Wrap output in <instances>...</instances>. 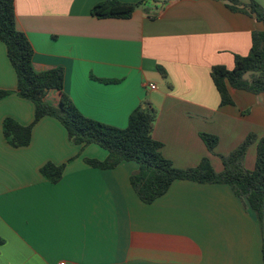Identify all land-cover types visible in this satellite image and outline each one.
<instances>
[{
  "label": "crops",
  "instance_id": "obj_1",
  "mask_svg": "<svg viewBox=\"0 0 264 264\" xmlns=\"http://www.w3.org/2000/svg\"><path fill=\"white\" fill-rule=\"evenodd\" d=\"M101 1L14 0L33 68H62L63 91L81 114L124 128L148 101L156 110L152 137L179 168L206 156L219 172L220 155L250 132L264 136V93L230 88L233 104L221 105L210 77L214 65L232 68L235 54L248 53L251 32L263 28L231 9L249 0H146L127 19H98L90 10ZM255 1L264 11V0ZM0 89L10 91L0 99V264H264L257 219L226 184L175 180L143 203L129 182L135 162L87 164L85 158L103 160L107 152L72 143L51 116L33 125L28 145L10 146L3 119L28 125L34 105L15 92L1 42ZM58 97L50 91L46 101L55 105ZM200 133L218 138L213 152ZM255 146L245 154L247 169ZM47 162L64 164L56 183L40 173Z\"/></svg>",
  "mask_w": 264,
  "mask_h": 264
},
{
  "label": "trees",
  "instance_id": "obj_2",
  "mask_svg": "<svg viewBox=\"0 0 264 264\" xmlns=\"http://www.w3.org/2000/svg\"><path fill=\"white\" fill-rule=\"evenodd\" d=\"M104 0L94 4L90 14L98 19L129 18L133 10L143 4ZM237 4V0H229ZM233 10L253 15L263 28L251 32L250 47L246 55H234L232 68L214 65L210 77L218 92L221 105L233 104L229 89L245 90L254 94L264 93V13L255 1ZM152 17V16H151ZM0 42L4 44L7 58L16 74L15 92L34 105L33 121L28 125L17 123L10 117L2 122V133L12 147H23L31 140L33 125L44 116L56 118L65 128L68 139L81 147L94 144L107 152L105 159L85 158V162L100 169H112L121 162L133 161L137 169L130 174V185L137 197L146 204L152 203L167 192L175 180L195 183H221L243 199L255 215L262 232L264 199V136L250 132L229 154L220 155L223 169L215 171L208 157H202L194 167L179 168L163 156L162 143L152 137L156 110L148 101L136 107L128 116L124 128L110 126L81 114L63 91V69L60 67L36 71L32 65L33 48L27 36L17 29L14 0H0ZM164 76V71L158 67ZM50 91L59 94L57 104L46 101ZM10 93L0 89V99ZM209 152H213L218 138L200 133ZM255 146V163L252 169L244 166L248 147ZM64 164L45 163L40 173L51 183L62 176ZM3 239L0 237V245ZM264 261V238L262 247Z\"/></svg>",
  "mask_w": 264,
  "mask_h": 264
},
{
  "label": "water",
  "instance_id": "obj_3",
  "mask_svg": "<svg viewBox=\"0 0 264 264\" xmlns=\"http://www.w3.org/2000/svg\"><path fill=\"white\" fill-rule=\"evenodd\" d=\"M262 212H263L262 232H263V238H264V199H263V204H262Z\"/></svg>",
  "mask_w": 264,
  "mask_h": 264
},
{
  "label": "built area",
  "instance_id": "obj_4",
  "mask_svg": "<svg viewBox=\"0 0 264 264\" xmlns=\"http://www.w3.org/2000/svg\"><path fill=\"white\" fill-rule=\"evenodd\" d=\"M149 87H150V88H154V85L150 83V84H149ZM58 264H64V262H60V263H58Z\"/></svg>",
  "mask_w": 264,
  "mask_h": 264
},
{
  "label": "rangeland",
  "instance_id": "obj_5",
  "mask_svg": "<svg viewBox=\"0 0 264 264\" xmlns=\"http://www.w3.org/2000/svg\"><path fill=\"white\" fill-rule=\"evenodd\" d=\"M263 13H264V11H263ZM251 16H253V15H251Z\"/></svg>",
  "mask_w": 264,
  "mask_h": 264
}]
</instances>
